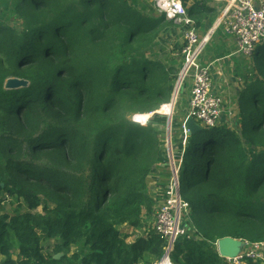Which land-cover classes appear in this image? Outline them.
I'll use <instances>...</instances> for the list:
<instances>
[{
	"label": "trees",
	"instance_id": "trees-1",
	"mask_svg": "<svg viewBox=\"0 0 264 264\" xmlns=\"http://www.w3.org/2000/svg\"><path fill=\"white\" fill-rule=\"evenodd\" d=\"M172 23L148 0L0 1V201L27 207L0 214L1 264L161 259L166 245L153 229L132 243L117 229L154 216L148 179L165 135L158 121L142 127L129 117L171 100L181 68L153 48ZM254 56L242 94L253 95L251 116L240 98L230 125L185 139L182 123L171 129L173 144H184L173 164L189 210L173 264H230L217 253L223 238L264 242V45ZM8 78L28 85L6 89Z\"/></svg>",
	"mask_w": 264,
	"mask_h": 264
},
{
	"label": "built area",
	"instance_id": "built-area-1",
	"mask_svg": "<svg viewBox=\"0 0 264 264\" xmlns=\"http://www.w3.org/2000/svg\"><path fill=\"white\" fill-rule=\"evenodd\" d=\"M185 0H152V8L183 28V47L179 55L183 59L181 69L182 84L185 77L191 79L190 102L187 116L203 128L212 129L219 124L223 114L224 102L212 91V79L207 67L199 64L201 41L197 35L196 23L188 16ZM217 25L223 27L225 34L235 37L237 53L246 57L254 55L259 46L264 45V1L263 0H227L226 7L220 13ZM151 114L133 116V123L146 126ZM146 119H138L146 117ZM166 199L158 209L153 230L165 242V253L157 264H173L170 253L179 236L186 229L179 225L180 215L188 209L179 196L178 169L170 168V179ZM10 200L5 196L4 199ZM3 199V200H4ZM241 241V240H240ZM243 247L230 264H242L245 259L264 262V242L250 244L241 241ZM166 254V256H165Z\"/></svg>",
	"mask_w": 264,
	"mask_h": 264
},
{
	"label": "crops",
	"instance_id": "crops-1",
	"mask_svg": "<svg viewBox=\"0 0 264 264\" xmlns=\"http://www.w3.org/2000/svg\"><path fill=\"white\" fill-rule=\"evenodd\" d=\"M148 2L152 6V0H148ZM184 5L188 16L196 23L198 38L201 41L208 39L201 45L199 64L209 69L212 91L224 102L219 124L228 122L230 125L237 121L238 102L245 88L255 78V56L246 57L238 54L235 37L225 34L223 27L217 25L220 13L227 5V0H185ZM172 24L173 26L170 29L166 28L156 40V45L153 48L154 56L160 60L164 59L167 64L175 68L182 69L183 59L179 53L184 44L183 28L179 24ZM212 46L213 48H211ZM190 89L191 79L189 77L181 89L179 98L178 113L182 117L183 115L187 117L188 114ZM169 112L168 116H170ZM175 144H177V148L179 141H175ZM156 173L158 171L154 170L153 175ZM151 178L153 177L151 176ZM153 224V216L144 217L140 228L133 229L124 225L117 230L120 231L122 238H126V242L132 243L137 238L146 236L148 229H153ZM0 262H3V258H0Z\"/></svg>",
	"mask_w": 264,
	"mask_h": 264
},
{
	"label": "rangeland",
	"instance_id": "rangeland-1",
	"mask_svg": "<svg viewBox=\"0 0 264 264\" xmlns=\"http://www.w3.org/2000/svg\"><path fill=\"white\" fill-rule=\"evenodd\" d=\"M170 29V28H169ZM213 48V46L211 47ZM181 72V71H180ZM180 75V73L178 74V76ZM178 79V78H177ZM189 80V77H185L182 84L179 85V89L178 91V95L177 98L180 96L181 93V89L183 88V85L185 82H187ZM177 85V80L174 83V87ZM253 95L252 94H244L243 98L241 96V102L242 105L247 108V112L248 114L251 116L252 112L254 110V104H253ZM176 98V100H177ZM166 105L161 107V113L167 114V109H166ZM169 107V106H168ZM159 109V110H160ZM164 109H166L164 111ZM158 110V111H159ZM246 110V109H245ZM179 110H177L174 106L173 111L171 112V108H170V119H171V125H170V137L167 135V125H166V120H159V119H153L159 122L160 125H162V127H160V130L163 131L165 138H164V143H163V148H162V152H160V155L158 157V161L156 164V166L154 167L153 171H158V173H156L155 175H153V173L150 175L149 179H148V188L150 191V197L153 199L154 201V219H155V215L158 211V209L163 205L165 199H166V191H167V187H168V182L170 179V168L171 166H173V159H175L176 157H179L180 160V156L182 155L183 152V147L184 144L179 143V145L176 148L177 144H173L172 142V132L171 129H179V125L180 123H183V117L180 116V114L178 113ZM136 115H141L143 116L144 114H134L131 115L129 117V120L131 122H133V116ZM168 115V114H167ZM177 123V124H176ZM181 131H182V138L185 139L184 137V131L182 129V125H181ZM175 136V134H174ZM173 141H177V140H173ZM178 142V141H177ZM176 148L174 151L173 149ZM171 150V151H170ZM169 156H170V160H169ZM163 166V167H162ZM151 176L153 178H151ZM7 196V195H6ZM9 197V196H7ZM19 205H21L19 208ZM19 205L18 203H15L14 200L12 198H10V200H7L6 198L2 201H0V214H12L14 213V211H17V209H19V212L24 213L27 211V207L25 205V203H23L22 200H19ZM41 207L38 208L36 210V212H42L41 211ZM179 225L184 226L185 228L188 229L189 226V210L186 209L185 211L182 212V214L180 215V220H179ZM53 245H54V241H50L48 243L44 244V248L46 249L45 251L47 253H49L50 255L53 254ZM74 250V248L72 249V251ZM166 256V254H165ZM54 257V256H53ZM163 258V257H162ZM2 261V260H1ZM2 262H0L1 264ZM157 264V263H155ZM262 264H264V262H262Z\"/></svg>",
	"mask_w": 264,
	"mask_h": 264
},
{
	"label": "water",
	"instance_id": "water-1",
	"mask_svg": "<svg viewBox=\"0 0 264 264\" xmlns=\"http://www.w3.org/2000/svg\"><path fill=\"white\" fill-rule=\"evenodd\" d=\"M182 81V75L178 76L177 79V85L174 87L171 100L168 105L171 108V112L173 111V108L176 103V98L178 95L179 85ZM28 83L24 80L17 79V78H8L5 81V88L6 89H18L22 87H26ZM151 120L153 119H159V120H166L167 125V135L170 137V125H171V119L170 116L167 114L161 113V109L159 111H156L154 113H151L150 117ZM182 129L184 131V138L190 137L198 132H201L204 128L197 123L194 122V120L187 116L185 120L182 123ZM171 151V150H170ZM170 160V156H169ZM243 247V243L240 240L233 239V238H223L216 242V249L218 255L223 259H233L240 253L241 249ZM62 257V254H56L53 259L59 260Z\"/></svg>",
	"mask_w": 264,
	"mask_h": 264
},
{
	"label": "bare ground",
	"instance_id": "bare-ground-1",
	"mask_svg": "<svg viewBox=\"0 0 264 264\" xmlns=\"http://www.w3.org/2000/svg\"><path fill=\"white\" fill-rule=\"evenodd\" d=\"M167 107H168V106H167ZM146 118H147V116H146V117H143V118H141V117H140V118H138V119H140V120H141V119H146Z\"/></svg>",
	"mask_w": 264,
	"mask_h": 264
}]
</instances>
